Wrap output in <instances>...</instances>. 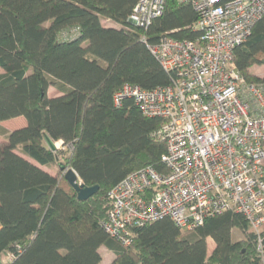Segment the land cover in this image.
<instances>
[{"label":"trees","instance_id":"obj_1","mask_svg":"<svg viewBox=\"0 0 264 264\" xmlns=\"http://www.w3.org/2000/svg\"><path fill=\"white\" fill-rule=\"evenodd\" d=\"M138 1L0 0V123L26 122L0 130V264H100L102 247L113 254L109 264H264V240L259 250L246 219L235 212L191 232L161 219L136 229L127 248L102 229L120 181L147 167L165 172L163 121L141 114L130 98L120 106L113 100L124 85L151 91L175 77L142 37L148 44L162 36L199 38L193 28L198 15L175 0H165L162 15L147 28L130 24ZM234 62L248 83L264 82L250 73L264 66V14ZM51 87L61 95L50 98ZM43 133L69 149L62 164L82 184L98 186L93 197L78 201L59 169L57 178L29 161L58 168L63 152H51ZM234 230L244 239L233 241Z\"/></svg>","mask_w":264,"mask_h":264},{"label":"built area","instance_id":"obj_2","mask_svg":"<svg viewBox=\"0 0 264 264\" xmlns=\"http://www.w3.org/2000/svg\"><path fill=\"white\" fill-rule=\"evenodd\" d=\"M198 15L195 41L162 36L148 44L161 67L175 77L170 86L145 91L124 85L115 106L130 98L141 114L163 121L165 172L137 170L111 191L102 229L122 247L135 230L169 219L191 232L225 212L244 216L264 240V82L248 83L234 52L249 39L264 14V0H175ZM165 0H139L128 21L147 28Z\"/></svg>","mask_w":264,"mask_h":264},{"label":"rangeland","instance_id":"obj_3","mask_svg":"<svg viewBox=\"0 0 264 264\" xmlns=\"http://www.w3.org/2000/svg\"><path fill=\"white\" fill-rule=\"evenodd\" d=\"M104 24L106 26H109V25H112L113 26V23L111 22H104ZM250 73L254 76H256L257 78H261V79H264V66H253L251 69H250ZM0 74H2V71L0 70ZM57 90L54 89V88H51L50 89V92H56ZM51 94V93H50ZM20 123V121H9L8 123L6 124H2L0 126V130H5V129H9L15 125H18ZM5 128V129H3ZM2 132L0 131V142H2L3 140V135L1 134ZM57 144V148L59 151H62L63 152V155H60L59 157V162L61 163H65L64 159L66 158V156L68 155V152H69V149H66L64 147H62V144L61 142H55ZM18 153L19 155H21L18 151L16 152ZM24 157V156H23ZM25 158V157H24ZM27 159V158H26ZM29 160V159H28ZM31 163H33L34 165L38 166L40 169L48 172L49 174L51 175H54L56 176L57 178L60 177V173L58 171V168L56 165H53L51 167H42V166H39L37 165L35 162L29 160ZM244 239V236L243 234H241L240 232L234 230L233 231V241H240ZM214 249V244H213V241L212 240H208V255H210L212 253ZM100 254H101V257H102V262L100 264H109L112 260H113V254L110 253L109 251H107L105 248H101L100 249ZM3 260L6 262V258H3Z\"/></svg>","mask_w":264,"mask_h":264},{"label":"water","instance_id":"obj_4","mask_svg":"<svg viewBox=\"0 0 264 264\" xmlns=\"http://www.w3.org/2000/svg\"><path fill=\"white\" fill-rule=\"evenodd\" d=\"M42 138L46 147L51 152L54 153L58 150L56 143L52 141L51 138L46 133L42 134ZM56 161H58L59 171L63 173L65 181L76 193L78 201L85 202L98 192L99 189L98 186H92V187L85 186L84 184L81 183L79 177L72 169H67L61 162H59L58 158H56Z\"/></svg>","mask_w":264,"mask_h":264},{"label":"crops","instance_id":"obj_5","mask_svg":"<svg viewBox=\"0 0 264 264\" xmlns=\"http://www.w3.org/2000/svg\"><path fill=\"white\" fill-rule=\"evenodd\" d=\"M0 70H1V69H0ZM1 71H2V70H1ZM2 73H3V71H2ZM51 88H52V87H51ZM51 88L48 89V96H49L50 98L59 97V96L61 95L58 91H56V92H50V89H51ZM54 89H55V88H54ZM50 93H51V94H50ZM9 121H20V123H19L18 125H15V126L9 128V129H8V128H7V129L3 128V129H5V130L8 131V132H11V131H14V130L20 129V128H22V127H24V126L26 125L25 119H24L23 117H18V118H15V119H11V120H8V121L1 122L0 125H2V124H6V123H8ZM0 127H2V126H0Z\"/></svg>","mask_w":264,"mask_h":264},{"label":"bare ground","instance_id":"obj_6","mask_svg":"<svg viewBox=\"0 0 264 264\" xmlns=\"http://www.w3.org/2000/svg\"><path fill=\"white\" fill-rule=\"evenodd\" d=\"M56 146H57V144H56Z\"/></svg>","mask_w":264,"mask_h":264}]
</instances>
